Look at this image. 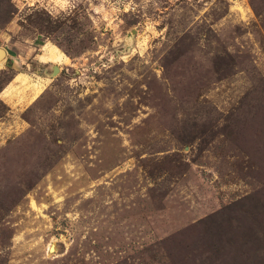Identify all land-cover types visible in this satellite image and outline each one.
Wrapping results in <instances>:
<instances>
[{"label":"rangeland","instance_id":"1","mask_svg":"<svg viewBox=\"0 0 264 264\" xmlns=\"http://www.w3.org/2000/svg\"><path fill=\"white\" fill-rule=\"evenodd\" d=\"M1 50L0 264H264V0H0Z\"/></svg>","mask_w":264,"mask_h":264},{"label":"bare ground","instance_id":"2","mask_svg":"<svg viewBox=\"0 0 264 264\" xmlns=\"http://www.w3.org/2000/svg\"><path fill=\"white\" fill-rule=\"evenodd\" d=\"M53 45H50L47 43L43 47V49H42L43 53L39 56V59L45 63L54 62V63L62 64V63L68 62L69 59L62 53V51H60V49H58L56 46H53ZM0 56H4V53L0 52ZM24 77H25L24 75H19L14 79V82L22 81L23 85H27L28 83H30V80L28 77H26V78H24ZM34 87H35V89H34L35 93H34L33 99H36L38 97V95L41 93V91L39 93H37L36 89L38 86L36 87L34 85ZM51 250L54 251V248L51 247Z\"/></svg>","mask_w":264,"mask_h":264},{"label":"trees","instance_id":"3","mask_svg":"<svg viewBox=\"0 0 264 264\" xmlns=\"http://www.w3.org/2000/svg\"><path fill=\"white\" fill-rule=\"evenodd\" d=\"M10 14H12V13H10ZM6 18H7V19L11 18V15H8Z\"/></svg>","mask_w":264,"mask_h":264},{"label":"water","instance_id":"4","mask_svg":"<svg viewBox=\"0 0 264 264\" xmlns=\"http://www.w3.org/2000/svg\"><path fill=\"white\" fill-rule=\"evenodd\" d=\"M0 52L4 53V55H5V52L3 50H1ZM56 70H58V69L56 68Z\"/></svg>","mask_w":264,"mask_h":264}]
</instances>
